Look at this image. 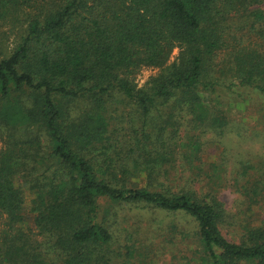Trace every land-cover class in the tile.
Masks as SVG:
<instances>
[{
  "label": "trees",
  "instance_id": "1",
  "mask_svg": "<svg viewBox=\"0 0 264 264\" xmlns=\"http://www.w3.org/2000/svg\"><path fill=\"white\" fill-rule=\"evenodd\" d=\"M11 11L27 24L0 60V264L158 263L163 241L147 233L114 248L122 205L171 217L157 225L168 243L195 242L170 264H264V163L239 160L228 184L224 152L203 161L205 136L245 104L264 132V0H0V18ZM142 68L158 72L138 88ZM25 193L38 241L16 228ZM253 208L257 225L235 219Z\"/></svg>",
  "mask_w": 264,
  "mask_h": 264
},
{
  "label": "rangeland",
  "instance_id": "2",
  "mask_svg": "<svg viewBox=\"0 0 264 264\" xmlns=\"http://www.w3.org/2000/svg\"><path fill=\"white\" fill-rule=\"evenodd\" d=\"M25 12L27 13V11ZM25 12L21 13L18 11H11L7 13L4 18H0V60L7 57L19 43V39L22 36L23 30L25 29L27 24L25 22V20L27 19L24 16ZM177 53L178 51L175 49L172 52L168 63L174 62ZM157 72V70L142 68L137 73H135L134 83L138 88H142L146 84L148 79L155 76ZM247 105L248 104H245L242 108L234 110L235 112H233L231 118H234L235 121L231 122L233 124L230 125L223 136H214L213 139H211V136H205V139L203 140V143H205L203 147V161L209 162L211 164H216L218 163L217 161H220L221 153L224 152L228 164L224 167V171L222 172L221 176H223L224 178L227 177L228 184H232L233 178L230 177H234L235 172H237L236 168L238 167L239 160L250 161L251 163H258V161H262V163H264V160H261L264 155V132L259 133L260 137L256 138L254 136V124L256 119L258 118V114L256 113V111L247 113V111L243 109ZM249 107L251 109V106ZM116 113H122L124 119L128 121L126 119V116L127 114H132L133 110L128 106V104L125 103L118 106V110ZM114 114L115 113H113L112 115ZM116 126L117 129H122L119 134H123V124H117ZM238 129H241L243 133L237 132ZM238 133L239 135H241L240 137H237ZM236 144L239 147H235ZM171 177L174 178V175ZM184 181L186 180H175L174 184L177 183L176 185L182 187L181 185L184 183ZM186 184L187 182L184 183L183 186ZM192 185H194L192 187L195 190H200V187L196 183H193ZM143 186L144 178L142 176L135 179H130L126 185V187H129L131 189H137ZM222 186L223 187L219 190V196L227 203V208L236 215L239 209H244L238 204L239 196L238 194H235L233 188L228 187L227 184L223 183ZM30 200V195L28 193H25V207L22 216L23 221L16 228L19 229L21 233L31 241H38L39 237L37 236V233L33 226V215L29 213L28 206H30ZM241 216H237L235 219L237 220V218H243L247 220V222H245V225H257V221L259 220V212L254 208L251 213H246L244 217L243 215ZM113 219L114 225H112L111 227V234L115 241L114 248H122L124 245L128 244V239L130 240L131 238H134L137 234L140 237H143L145 233H147V235H149V237L151 238L152 243L154 244H156L158 241H163L162 247L164 250V257L161 258L158 263L156 262V264H170V258L173 255L180 256L185 251L189 253L188 249H193V246L195 245V242L190 237H188L187 239H185L184 237L183 240V236L179 235V233L177 234L175 240L171 242V244L170 242L168 243V241H165V236H162V233L160 232V229L162 228H157V225H159L158 223L160 222V220L166 222L167 220L172 221V218H165L163 215L152 213L151 211L146 209L144 210L140 206L122 205L120 207H117L115 208V216ZM174 221L178 229L177 232H180L181 234L183 231H186L189 235H191L192 232H190V229L192 228V225L187 224V221L185 219L176 218L174 219ZM6 229L7 227L0 219V242L4 237V232L6 231ZM7 232L8 230L6 231V233ZM154 236L158 237L155 238ZM180 250L183 251L181 254H178Z\"/></svg>",
  "mask_w": 264,
  "mask_h": 264
}]
</instances>
